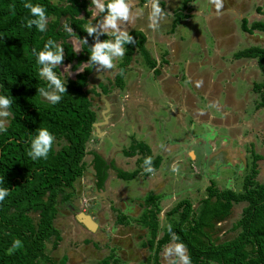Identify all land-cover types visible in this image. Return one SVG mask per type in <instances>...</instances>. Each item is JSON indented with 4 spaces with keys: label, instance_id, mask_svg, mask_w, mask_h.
Wrapping results in <instances>:
<instances>
[{
    "label": "trees",
    "instance_id": "1",
    "mask_svg": "<svg viewBox=\"0 0 264 264\" xmlns=\"http://www.w3.org/2000/svg\"><path fill=\"white\" fill-rule=\"evenodd\" d=\"M65 1L68 5L61 7L48 0H0V95L12 101L7 109L10 115L6 131H0V188L9 190L4 200L0 201V264H65L64 257L56 261L45 253V245L53 238L51 248L54 249L61 240L53 226L57 202L68 201L71 197L69 191H72L74 182L83 173L82 158L86 154L85 144L95 117L83 90L85 74L76 75L74 80L62 81L66 92L58 93L62 97L58 103L52 104L42 98L38 90L51 89L48 87L49 82L39 75L42 65L38 63L37 53L44 50L45 44L51 39L55 45L63 48V62L74 59L77 63L82 59L90 61V46L97 39L105 40L102 35L89 36L83 28L84 21L77 19L80 11H83L84 16L88 15L85 1ZM188 2L190 0H184L182 8L173 13L172 29L180 20L188 17ZM25 3L43 6L47 19L52 18L45 31H39L35 25L31 28L27 26V20L36 17L24 7ZM105 14L107 11L100 12V15ZM64 16L69 17L66 24L73 29L71 34L64 27H59V19ZM240 29L247 34L254 30L264 32V24L252 23L247 27L246 20L242 19ZM129 35L133 36L134 43L124 44V64L128 63L136 48L146 65L152 67L153 62L143 48L142 34L134 31ZM70 37L81 41L84 58H75L66 42ZM84 39L87 43H84ZM231 57L254 58L262 69L264 48L242 49ZM53 71L56 73V68ZM253 89L260 93L261 102L258 106H264L261 86L254 84ZM40 128H46L55 139L46 159L33 160L28 153L31 151V141L38 135ZM135 149L139 153L146 152V148L141 145L133 147ZM250 156V168L242 179L240 191L220 190L210 183L205 189V197L198 200L196 208L189 200L183 199L169 210L167 215H177V221L171 225L172 233L179 237L174 242L186 246L191 264H264V183L255 180L256 162L262 156L252 151ZM146 157L142 156L140 160L144 161ZM153 164L157 166V161ZM101 167V161L96 160L98 187L104 180ZM134 175L119 173L118 177L128 180ZM240 203L245 206L230 228L236 232L235 235L231 239L220 240L218 224L229 218L233 206ZM145 218V224L150 222L152 239L148 244L152 247L155 213L150 215L149 212ZM125 222L117 214L115 223ZM172 233L167 227L162 237L155 242L152 264H159L157 254L161 246L172 239ZM17 239L22 242V247L8 254V249L13 247ZM108 261V258H104L102 264ZM117 263L118 260L112 261V264Z\"/></svg>",
    "mask_w": 264,
    "mask_h": 264
},
{
    "label": "crops",
    "instance_id": "2",
    "mask_svg": "<svg viewBox=\"0 0 264 264\" xmlns=\"http://www.w3.org/2000/svg\"><path fill=\"white\" fill-rule=\"evenodd\" d=\"M65 0H63L64 3ZM88 3L86 9L87 16H84L83 12L78 15L79 20L84 21L83 28L87 32L89 26H96L107 15H100V12L95 8V5L91 4V0H82ZM109 2V0H103V2ZM184 0H159L161 8L168 14L165 18L159 22V27L155 30L149 27V15L151 12L150 0H132V13L134 19L131 22H125L121 25L122 30L129 32H139L144 38L143 48L147 52L149 58L154 62L155 66L161 67L160 78L169 79L175 77L173 84L179 83L176 80V67L175 62L178 60L177 55L181 52L182 43L181 36L177 35L175 29L179 27L180 23L190 18L192 11L195 15L201 16L209 29V33L214 39V55L209 58V62L215 68H222L224 72H231L234 70H241V79L245 80L246 75V61H254L257 66L256 59L254 58H240L233 59L231 46L227 43V39L231 38V33L237 32L238 39L242 41V37L245 42L247 34L240 29L241 20H246V26H250L252 23L264 24V0H223V8L220 13L217 14L215 6L209 3V0H190L187 3V16L185 19L180 20L177 25L172 29V23L174 20V12L182 8ZM176 3V4H174ZM171 4H174L172 7ZM185 14V11H183ZM249 16L250 22L248 23L247 17ZM239 22V26L235 22ZM239 28V30L237 29ZM264 33L262 31L254 30L252 33ZM73 33V31H72ZM232 33V34H233ZM101 35L108 36V40H112L111 34ZM242 35V36H241ZM191 40L197 42L201 46L205 40L197 33H193ZM68 41L73 42L77 47L81 41L76 37H70ZM249 42V41H248ZM247 42V43H248ZM238 43V42H237ZM229 46H228V45ZM246 48L258 47L264 48L259 45L251 44L246 45ZM169 54H174L170 56ZM237 52V51H236ZM175 53L177 55H175ZM134 54L133 57H135ZM138 62H143L139 56ZM163 61L161 65L160 62ZM144 64V63H143ZM264 66V62H263ZM262 66V67H263ZM137 76L142 74L141 67H137ZM107 69L106 71H109ZM207 78L202 75L197 78V82H202L197 88V92H192L187 88H181L177 85V89L180 91L177 94L172 91L173 86L166 84H160V87L156 88L157 95L146 93L142 91L146 86H152L155 82L145 83L144 78L150 77L152 72L147 70L144 77H138L134 80H128L124 77V91L120 93L118 99L122 101L128 100L129 107L137 106L142 101H145L146 107L149 110V116H145L141 111L136 110V117L140 122V128L135 133L136 139H139L142 134H145L143 139L144 143L149 146L151 154V164L145 165V161L138 160V156L132 157L128 160H124L122 157L117 156L111 166L106 170V176L102 187L98 190L102 192L103 196L107 198L108 202L101 201L100 198H96L90 187L89 175L84 174L80 179L76 180L73 184L71 197L68 201L57 202V213L53 220L54 228L59 232L60 242L56 248L52 249L53 238H51L45 245L46 253L51 257V253L58 250L59 261L62 257L65 258V264H102L104 258H108L107 264H112L113 260H118L117 264H152V256L155 247V242L163 235V231L177 221V215H167L169 210L182 199H191L193 195L192 191H184V189L191 187L190 189H199L195 191V194L199 193V198L205 197V192L200 188L206 186L209 177L204 176L202 173L198 174L200 177H194L192 172L190 173L185 167L187 159L194 162V172L199 171L203 167V171H213L215 160L219 163H226L228 160L233 163L232 157L233 151L232 144L227 146L224 152L217 153V151L224 147V141L228 135L223 129L215 128L210 124H201V122L189 123V117L186 111L191 107L201 111V114H205L204 117L215 118L214 111L216 102L225 95V99H230L232 96V89H221L216 82H209L208 74ZM195 75V72H194ZM159 78V79H160ZM73 79V78H72ZM246 81V80H245ZM160 82V81H159ZM164 82V80H163ZM247 83V81H246ZM172 96V97H171ZM245 97V96H244ZM43 98V96H42ZM171 98V99H170ZM175 99V101H173ZM212 99V100H211ZM204 100V101H203ZM231 100V99H230ZM232 101V100H231ZM228 105L234 107V111L240 115V111H243L246 107L245 104H241L242 101H232ZM226 104V103H225ZM137 109V107H136ZM202 114V115H203ZM232 115V114H231ZM98 117L96 118V120ZM216 119V118H215ZM146 126V127H145ZM148 126V127H147ZM119 130H116V129ZM123 130V131H122ZM223 130V132L221 131ZM238 127L236 128V131ZM99 131H112L110 132L113 141L118 145L127 146V140L124 135L129 131V126L125 125L121 120L112 121L105 127L96 129V136L100 137ZM232 139V138H231ZM97 139L94 136H90L86 144V154L82 161L85 164L86 172L93 174L94 171L91 167V154L96 148ZM227 142V141H226ZM106 143H104L103 156H106ZM205 151L209 157H213L208 168L203 166L202 152ZM172 153L181 154L178 157L177 165L173 162L171 165H167L170 169H175V172L180 174V177L171 174L164 168V162ZM162 156V158L152 159L155 156ZM196 160V161H195ZM157 161V170L149 171L150 166ZM127 163V164H126ZM155 164H153L154 166ZM138 167L139 171L133 176L132 179H136L137 186L135 185V191L137 196L135 199L129 196V191L125 189L121 182L130 181L119 178L117 174H122L127 171L135 170ZM155 167V166H154ZM219 168V167H218ZM188 169V170H187ZM221 170L222 167L220 166ZM190 173V174H188ZM219 180V174L213 177V180ZM214 180V181H215ZM172 181V182H171ZM114 182V183H113ZM168 186V189H167ZM229 189V188H226ZM230 190V189H229ZM182 192L181 194H179ZM91 194V195H90ZM186 195V196H185ZM197 195V196H198ZM196 196V197H197ZM99 201V202H98ZM191 201V200H190ZM155 213L156 228L155 236L153 238L152 247L148 242L152 237L150 234V222L145 224L144 218L147 213ZM82 214L88 217L89 223L92 222L93 228L89 229L85 224H82L77 220V215ZM121 215L126 221L124 224H116V217ZM146 220V218H145ZM89 226V224H88ZM69 234L73 238L69 241ZM62 236H65L62 240ZM110 239V244H108ZM93 240V242H92ZM70 242V243H68ZM50 243V244H49ZM96 243V245H94ZM176 243L173 239H170L164 245L161 246L157 259L159 264H168V261L164 257L165 248ZM48 244L50 246H48ZM66 249V252L64 253ZM215 264V263H209Z\"/></svg>",
    "mask_w": 264,
    "mask_h": 264
},
{
    "label": "rangeland",
    "instance_id": "3",
    "mask_svg": "<svg viewBox=\"0 0 264 264\" xmlns=\"http://www.w3.org/2000/svg\"><path fill=\"white\" fill-rule=\"evenodd\" d=\"M53 3H60L63 2V0H50ZM176 4V3H174ZM174 4H171L170 7H172ZM190 14V18L187 20H184L180 23L179 27L175 29L177 35L181 36V43H182V50L177 55V61L174 63L176 67V80L180 81L177 83L181 88H187L192 92H197L198 87L197 86V78L202 75L208 74V80L207 84L209 82H216L219 88L221 89H232L231 92V100L232 101H242L241 104H245L246 107L243 111H240V115L237 114L234 111V107L231 105H228V101L230 103V99H225V95L219 99V102L217 103V106H215L214 116L215 118H223L221 111L232 114L231 118L226 119L229 122L231 121L234 125V128L232 129V149L230 151H233V158L235 157V153L237 152V156L235 157L239 160L244 159L246 161V167L243 170H238L240 174L233 175V172L231 170H220L219 172V180L214 181V183L217 186V189L224 190L226 188H229L231 190H239L241 187V180L242 178L248 173L250 164H251V156L248 154L250 147L254 148V152L256 154H259L262 156V160L256 163V170L257 175L255 177V180L258 183H264V145L261 143V139L264 136V106L259 109H256L258 103L261 102L260 93H257L253 89L254 84H259L261 86V92L264 94V66L261 68H257L254 61H246V77L245 80L241 79V70H234L231 72H224L222 68H215L212 63L209 62V58H211L214 55V39L212 35L209 33L208 27H206L205 21L201 16L195 15L193 11ZM248 23L250 22L249 16L246 18ZM235 24L239 26V22L236 21ZM239 30V28H237ZM236 33H231V38L229 40L227 39V43L231 46V51L236 52L244 49L247 47L246 45H259L264 47V33H256L246 35V38H248V43L245 42L246 39L242 37V41L238 39V36ZM193 33H197L200 37L205 40L204 44L201 46L197 42H194L191 40V36ZM239 33V32H238ZM242 36V35H241ZM238 42V43H237ZM73 46L76 47L75 43L73 42ZM227 44V45H228ZM228 45V46H229ZM167 51V50H166ZM169 54V52L167 51ZM170 56H174V54H169ZM233 60V59H232ZM139 55H135V59L133 60L132 66L134 67H141L142 74L140 76H137V73H131L129 72L127 75V79L134 80L138 77H144L143 75H146L147 69H145V65L143 62H138ZM195 72V75H194ZM61 74L62 80L66 81L67 75L66 73L60 68V73L58 72V75ZM207 78V75L204 76ZM149 77H146L143 79L145 83L150 84L151 79L149 80ZM175 87L177 86L176 83L173 84ZM159 85L157 84H150L149 88L146 86V88L142 91H145L146 93H151L152 95H157V89ZM245 96V97H244ZM43 99L47 100L45 97ZM204 101V100H203ZM231 101V102H232ZM226 103V104H225ZM203 114V113H202ZM203 116H206L203 114ZM230 117V116H229ZM8 117L6 118H0L5 121V126L8 123ZM240 121H243L242 126L240 125ZM245 123V124H244ZM235 124H238L235 126ZM248 125V126H247ZM238 127V130L236 131L235 128ZM123 131V130H122ZM223 132V130H221ZM250 142V146L248 144H245L244 141ZM111 145V143H110ZM109 144H106V148H111ZM236 146V148H235ZM234 149H237L234 151ZM245 151V152H243ZM235 165V164H234ZM243 167V166H242ZM190 172V170H188ZM242 171V172H241ZM204 176H208L210 179H213L214 176H216V173L211 170H208L207 172L202 171ZM172 182V181H171ZM114 183V182H113ZM122 186L129 191L128 195L133 197V199L136 198L137 193L135 191V185L137 186L136 179H132L130 181H124L121 182ZM168 189V186H167ZM198 190V189H197ZM198 192V191H197ZM193 195L190 197L191 203L194 208L197 206V202L200 199L199 193L195 194V191H192ZM198 195V196H197ZM186 196V195H185ZM197 196V197H196ZM245 205L240 203L237 205H234L231 209V214L229 218H227L224 222L218 224L219 228V239L220 240H228L231 239L236 232H233L230 230L232 224L239 218L241 209ZM69 241H72L71 234L68 235ZM65 236H62V240ZM68 242V243H70ZM93 242V240H92ZM110 239H108V244H110ZM50 244V243H49ZM48 244V246H50ZM60 247V244H58ZM96 245V243H94ZM58 250L53 251L51 254L52 259H58ZM66 252V249L64 253ZM46 253V249H45Z\"/></svg>",
    "mask_w": 264,
    "mask_h": 264
},
{
    "label": "flooded vegetation",
    "instance_id": "4",
    "mask_svg": "<svg viewBox=\"0 0 264 264\" xmlns=\"http://www.w3.org/2000/svg\"><path fill=\"white\" fill-rule=\"evenodd\" d=\"M48 1L51 4H55V5L61 6V7L68 5V3L66 1H64V3L63 2L53 3L50 0H48ZM87 7H88V3L86 2L85 11H86ZM80 12H83V11H80ZM78 15H79V13H78ZM78 15H77V17H78ZM68 18H69L68 16H64L63 18L59 19V27H64V30L66 32H68L65 28V25H67L66 21ZM51 19H48V22ZM251 34H253V33H251ZM99 35H101V34H99ZM102 36L105 37V40H108V36H105V35H102ZM110 38L112 39V41H114V36H112V37L110 36ZM68 39L66 40V42H67V44H69L71 51L75 55V58H80L81 56L84 58L85 52H84L83 48L81 47V43L79 44V47H77V46L74 47L68 41ZM94 44H92L89 48L90 53L92 51V46ZM77 49H79V51H77ZM134 54L139 55L141 57L144 65H145V69L150 70L152 72V75L149 77L151 79V82L154 81L156 85L157 84L159 85V87H160V84H166L167 85L166 89L169 85L173 86L172 91L174 93H172V95L177 94L180 91L179 89H177V87H175L173 85V82H175L174 81L175 77H171L169 79L160 78L159 75H160L161 70H162L161 67L158 65L155 66L154 62L150 58H149L150 61L153 62V66L149 67L148 65H146L142 55L140 54V52L136 48H134L133 53L131 54L128 63L124 64L123 57L115 59L113 61V63L115 64V67L113 69H110L109 71H106L107 69L105 70V69L100 68L99 65H95L91 61L86 60V59H82L78 63H77L76 59H74L71 62H62L61 65H57V67H56V74L60 79L62 78L61 74L58 75V72L60 73V68H62V70L66 73L67 77H69V78H67V80H74L76 75L85 74L86 82H85V87L83 90L86 92V96L89 100L90 110L94 113L95 120L93 123H95V122L98 123V126H96V128H92V125H91V132H90V136L91 137L94 136V138L97 139L96 148L93 150V152L91 154V157H92L91 158V162H92L91 167H92V170L94 171V173L90 174V173L86 172V170L84 168L83 173L81 175V177L84 174L89 175L88 176L89 181H90L89 185L92 188V191H90V192L92 194H93L95 189L98 191L102 187V184L104 182V180H103L101 186L98 187V185H97L98 179H97V174H96L97 171L95 168V161L96 160H100L102 163V167H101L102 172L101 173L104 175V179H105V176H106L105 173H106L107 168H109L111 166V163H113V161L115 160V158L117 156L122 157L124 160H128V159L135 157V156H138V160H140L142 158V156L144 157L145 155L147 156L146 159L151 158L149 146L146 145L143 141V139L145 138V134L141 133V136L139 139H136V137H135V133L140 128V122L138 121V119L136 117V113H137L136 110L141 111L143 114H145L146 117L149 116V114H150L149 110L146 107L145 101H142L140 103V105L139 104L137 106L134 105L133 107L130 108L128 105L129 103H128L127 99H124L123 101L121 99H118V96L120 95L121 92L124 91V88H125L123 85L124 77H127L129 72L135 74V70H136V72L138 71V69H137V67H135V65H134V67L132 66L133 60L135 59V57H133ZM160 64L162 65L163 61L160 62ZM98 69H99V71H98ZM101 75H102V77H101ZM119 79H120V81L117 82ZM163 80H164V82H163ZM61 81H63V80L61 79ZM173 101H175V99ZM258 104H257V106H254V107H256V109L260 108V106H258ZM136 107H137V109H136ZM261 107H263V106H261ZM186 113L188 114V117H189V123H188L189 125L193 124V122H196V123L201 122L202 125L208 123V124L214 126L215 128L223 129L226 132V134L228 135V137L226 138L227 142L226 141L223 142L225 148H222V150L220 148L217 151V153H220L221 151L224 152V150L227 148V146L232 144V139H231L232 133L231 132H232V129L234 128V125L231 121L229 122L228 120L224 119V117L226 119L231 118V116H232L231 114H228V113L221 111L223 118H221V119L220 118L219 119L218 118H216V119L211 118L208 120V118H210V117H207V118L204 117L201 114V111L196 110V109L191 108V107L186 111ZM97 117H98V119L96 120ZM119 120H121L125 125L129 126V131H127V134L124 135L125 139L127 140V146L118 145L115 141H113V139L110 135L111 134L110 132H112V131H110V132L99 131V133H101L100 137L96 136L97 135L96 129L105 127L108 124H110V122H112V121H119ZM242 124H243V121H240L241 126H242ZM236 125H238V124H235V126ZM116 130H119V129L117 128ZM90 136H89V138H90ZM87 142H86V144H87ZM244 142H245V144H248L250 146V142H248L247 140ZM104 143L109 144V145H110V143L113 144V146L110 145V147H111L110 149H109V147L105 148L106 156H103L104 154L102 153V151H104ZM261 143H262V139H261ZM86 144H85V147H86ZM136 145L144 146L146 148V152L143 151V152L139 153L138 150H136V149L133 150V147H135ZM262 145H264V144L262 143ZM235 148H236V146H235ZM235 150H237V149H234V151ZM251 151L254 152L253 146H252V148L250 147V149H249V153H248L249 155H250ZM85 152H86V148H85ZM243 152H245V151H243ZM237 155L238 154L236 152L235 157ZM257 155H259V154H257ZM179 156H182V155L181 154H175L174 155V153H172L169 157H167V159L164 162V168L166 169V167H167L166 172H170L171 174H174L175 176H178V177H180V174L178 172H175V169H173L174 167L172 169H170V167L167 165L168 164L171 165V163L173 161H174L173 163L175 165H177V162H178L177 160H178ZM202 156H203V166L208 168L213 157L211 156L208 158V155L206 154L205 151L202 152ZM235 157L233 158V154H232V157H230L233 159L232 165H231V162L229 160L226 163H224V162L219 163L218 160H215L214 161L215 166H214L213 173L215 172L216 175H218L220 170H221V169H219L221 166L223 170H231L233 172V175H235V176L240 174V172H238V170L245 169L246 161L244 159L239 160V157H238V159L236 158V160H235ZM156 158L160 159V158H162V156H159V155L155 156L152 160L155 161ZM261 160H259V161H261ZM259 161H257V162H259ZM82 163L84 164L83 161H82ZM193 164H194V162L187 159V162L184 164L185 165L184 168L188 167V169L190 170V173L192 172L194 177H198V176L200 177V175H198V174L202 173L203 167L200 168L198 173H197V172H194V169L192 167ZM186 165H187V167H186ZM84 167H85V164H84ZM150 169H151V171L154 172L157 170V166L154 167L152 164L150 166ZM137 171H139L138 167H136L135 170L132 169L131 171H127L124 174H131V173L136 174ZM190 173H188V174H190ZM128 180H130V179H128ZM241 182H242V180H241ZM210 183L214 184V186L217 187L216 184L214 183V180L209 178L207 180L206 186H201L200 188H202V190L205 192V189L207 188V186L210 185ZM190 188L191 187H188V188L184 189V191L182 190V192H185V191L187 192L190 190L199 191V189L197 190L196 188L195 189H190ZM240 188H239V190H236V191H240ZM182 192H180L179 194H181ZM187 200H189V199H187Z\"/></svg>",
    "mask_w": 264,
    "mask_h": 264
},
{
    "label": "clouds",
    "instance_id": "5",
    "mask_svg": "<svg viewBox=\"0 0 264 264\" xmlns=\"http://www.w3.org/2000/svg\"><path fill=\"white\" fill-rule=\"evenodd\" d=\"M151 12L149 15V27L153 30L159 27V22L165 18L166 13L161 8L159 0H150ZM209 3L215 6L217 14L223 8V0H209ZM91 4L95 5L98 12L107 11V15L96 26H89L87 33L89 36L100 33L111 34L115 37L114 41L96 40V43L92 46L90 61L99 65L102 69H113L115 64L113 61L125 54L124 44L134 43L133 36L129 35L126 30H122L121 25L125 22H131L135 17L131 11L132 0H109L107 5L103 0H91ZM24 7L30 10V13L35 19L27 20V26L31 28L35 25L39 31L46 30L48 19L45 13V9L41 5H33L31 3H25ZM66 30L71 34L73 29L65 25ZM84 43L87 40L84 39ZM55 48V50H52ZM35 52V49H33ZM79 51V49H77ZM38 63L42 65L39 70V75L49 82L48 87L51 91H46L44 88H40L38 91L41 96L45 97L50 103L56 104L61 100V95L58 93H65L66 87L57 74L53 71L57 65H61L64 60V50L62 47L55 45V42L51 39L47 41L44 46V50L37 53ZM99 71V69H98ZM102 77V75H101ZM202 82H198L197 86H200ZM12 101L6 96L0 95V118H6L10 115L7 109L10 107ZM0 131H6L5 121L0 119ZM54 136L46 129L40 128L38 135L31 141V151L28 153L33 160L37 158H47L49 151L51 150ZM151 164V158L145 160V165ZM151 171V169H148ZM8 189L0 188V201L8 195ZM168 231L172 233L171 225L168 226ZM173 241L178 240L179 237L172 233ZM22 247V242L17 239L13 242V247L8 249V254H11L14 250ZM164 257L168 261V264H191V258L187 254V248L183 243H173L168 245L164 250Z\"/></svg>",
    "mask_w": 264,
    "mask_h": 264
},
{
    "label": "water",
    "instance_id": "6",
    "mask_svg": "<svg viewBox=\"0 0 264 264\" xmlns=\"http://www.w3.org/2000/svg\"><path fill=\"white\" fill-rule=\"evenodd\" d=\"M96 126H98V123L95 122L92 124V128H96ZM108 139V138H107ZM111 146H113V144L111 143ZM93 194L97 197V198H100L101 201H105L106 203L108 202L107 198H105L102 194V192H99L97 191L96 189L94 190ZM99 202V201H98ZM77 220H79V222H81L82 224H85V226H87L89 229H92L93 228V224L92 222L89 223L88 221V217L87 216H84L82 214H78L77 215ZM89 224V226H88Z\"/></svg>",
    "mask_w": 264,
    "mask_h": 264
}]
</instances>
